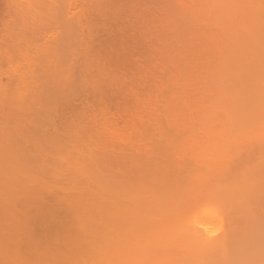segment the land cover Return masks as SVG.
I'll return each mask as SVG.
<instances>
[{
    "label": "bare ground",
    "instance_id": "6f19581e",
    "mask_svg": "<svg viewBox=\"0 0 264 264\" xmlns=\"http://www.w3.org/2000/svg\"><path fill=\"white\" fill-rule=\"evenodd\" d=\"M63 1L39 0L38 5L40 8L42 7L41 5H44V9L47 7L57 8L61 6ZM92 1L94 2V0ZM103 1H107L108 6L111 4L110 8L107 7V10L105 8L106 11L103 9L105 5L94 2L95 6L98 7L100 5L101 7L98 8L104 10L101 11V9L97 8V11L102 12V14L100 12L102 18L109 14L107 15L110 16L109 19L105 20H110V18L114 17L111 15H115L114 18L120 21L125 16V14H122L123 16L121 17V12L118 13L112 8V6H115L117 9L119 5H117L118 7L112 5L115 3L111 0ZM135 1L140 3V0ZM135 1L130 0V4H128L129 1L126 0L124 4L127 8L131 6L130 9L134 10L129 15H132V19L135 18L136 23L139 24L140 22V27H143V30L141 29L142 27L138 28L144 35V37L141 36L142 39L149 41L155 35L154 39L156 41H149V45L153 51L157 52L160 50L157 54L154 52L156 55L153 53L155 58L157 57L156 59L154 58L157 60L154 61V64H157L156 70L155 68L148 71L144 70L145 72L142 71L143 75L140 74L141 76H138L139 79L142 78L141 80L145 84L141 80H139L141 83H138L136 82L138 80L133 78V83L142 84L148 88V91L142 94L143 96L135 88L131 89L134 94L136 93L135 95L131 90L129 92V94L132 93V96L130 95L131 99H135V103L139 106L140 115L130 106L131 115L133 114L134 118L132 116V118L129 117L133 120L138 119V122L137 120L132 122L129 119L126 120L129 123L125 121L124 125H119L114 120L111 122L112 119L107 117L109 116L110 106L108 108L105 103L100 104L99 102L101 100L102 103L109 98V89L110 91L113 89L110 92L113 93L118 88H114V86L112 88L113 84L115 87L122 85L123 80L125 78L128 79V77L123 76L125 75L123 74L124 72L119 77L115 71H112V76L114 73V75L116 74L115 77L118 76L119 79H115L114 76L106 78L111 70H108L107 74L104 73V66L108 62L105 61L106 58L103 57L104 60L101 58V55H104L99 53V46L95 47L96 39L93 38H96V30H94L95 28L92 29L94 21L90 22V20H93L91 19L92 16L88 15L87 11H84L86 7L82 4L85 8L79 10L80 15L85 18L87 12L84 28L86 26V30L89 29L86 32L87 35L84 34L87 36H85L86 39L83 38L82 40L84 33L82 32V30L84 31L82 28L83 22L80 23L82 24L80 26L79 22L81 20L79 18L75 19L76 21L79 20L77 23L79 25L78 30L81 31L79 33L81 35H79L81 37H79V41L81 40L80 43L82 42L83 45L79 47L82 50L84 49V52L80 51L81 54H78L82 55L83 61L82 58L81 60L78 58L77 51H75L76 57L74 53L75 58L72 55L73 59L70 58L72 61H69L71 63L74 60L71 64L79 69L77 71L76 68L74 70L73 66V68L70 67L71 65L69 66L72 72L74 70L73 73L77 78H75L73 73L72 75L67 73L68 70L66 71V69H69V67H65V69L64 66H66L65 63L67 64L69 58L66 60L63 58L64 62L59 59L60 53L63 57L65 56V53H62L64 50H59L61 52L58 53V58L56 57L55 59L60 61H56L57 68L54 70L51 66L53 61H50L52 59L51 55L54 56V54L48 53L50 57H46V59H50L47 60L50 62V66L48 65L47 67L46 64L48 69L44 67L46 62L44 65H36L37 61H35L37 68H39V65L45 68L41 69L42 73L46 70L44 71L45 74L43 73L44 75H35L38 76L36 81L42 79L40 81L45 83L47 81L46 73L53 70L57 71L55 72L56 74L50 72L49 76L53 78L57 76V80L61 76L62 79L59 77L58 84L57 80L55 81L54 79L55 82L48 80L49 84L52 82L50 87L47 85L48 81L46 86L43 84L44 87L39 86L38 83L42 84L37 81V86L33 81L35 80L33 75L38 74L39 71L38 69L35 70L36 67L34 65V71L32 69L31 72L37 71V73H30V71H27L29 68L26 69L31 74L30 76H33V79L26 74V76L23 75L25 79L22 77H20L22 79L17 78L22 80V83H24V80H29L28 84L26 83L27 85L24 84L25 88L29 84H35L37 88H33L34 85L32 89L36 91L33 92L31 90V93L30 88L24 91L22 85V89L17 88L19 92L21 90L18 93L14 86L18 85L19 87L22 83L19 84L21 81H18V79L17 82L19 83L15 84L16 78H14L15 80L10 78L9 82H13H7L6 86L0 83V88L3 86V89L5 88L1 90L6 92L4 93L0 90V155L2 154V157H0V264H264V0H171V5L173 1L172 6L168 4L170 0H166L167 3L165 0L163 1L168 5H163V2L160 3L162 0H156V3L159 1L161 4L157 3L156 7L154 6L156 3L153 0H149L153 2L141 1L142 5L137 3V6L134 3L135 7H133L132 5L134 4L132 2ZM15 2H20L18 3L19 5L13 4L16 6V11L18 8L19 12L22 11L21 9L26 4L29 8L34 5L33 0H16ZM143 2L147 4L144 5ZM149 4L150 7L147 6ZM139 5L141 7L144 6L143 8L145 6L150 8L149 12H147L149 9L145 8L147 14L153 10V7L157 8V6L158 8L153 10V13L154 11L157 12L159 8H161V11L165 8L167 10H165L166 12L164 11L165 13L158 10L157 14L163 13L159 14L161 16L158 17V23L157 21L155 22L158 18L154 19L156 12L153 16L150 13L153 18L149 22V15V17H145V13H143L144 16L142 12L140 13L142 16L138 14L139 10L137 11L136 9L138 8L136 7H139ZM160 6L167 7L163 8ZM111 8L112 14L110 15ZM124 9L125 7H123ZM135 10L137 14H135ZM22 12L23 14L20 13L22 16L19 19L24 17L25 14L24 21L22 19L21 22H26L28 19L27 12H24V10ZM115 13L119 15L117 14V16ZM98 14L96 13V15ZM133 15H137V17ZM143 17L145 20H142ZM73 18L74 16L71 19L73 20ZM138 18L140 21L136 20ZM146 22L149 24L147 23L144 26ZM64 23L67 24L63 22V25H65ZM151 23L153 25L151 26L152 28L156 26L153 30L152 28L150 29ZM58 25L59 22H57ZM137 26L139 27V25ZM90 27L92 28L90 29ZM63 28L66 29L65 27ZM66 30V32L70 31L68 26ZM91 30L94 32L92 33L93 35L90 34ZM66 32L65 34H70ZM72 32L76 33L78 31ZM141 33L139 34L141 35ZM150 33H153V36ZM146 34H149L148 37ZM88 37L94 40V44L92 43L93 40H87ZM69 38L71 37L69 36ZM84 40L90 50L83 43ZM150 43H153V45ZM62 44L61 46L63 47L64 44ZM92 45L93 47H91ZM84 46L86 52L85 48H83ZM79 47L78 49L80 50ZM55 48L52 51L55 52L57 49ZM96 49L99 50L98 53ZM87 50H89L88 53L91 55L87 53ZM52 51L50 50L49 52L51 53ZM93 51L95 54H100V56L95 55ZM65 52L67 53L66 50ZM55 55L57 54L55 53ZM68 56H65V58ZM77 58L79 59L78 63H76ZM97 58L102 59L104 63L100 60H98V62L100 61L98 63ZM162 60H164L163 64L165 62L164 65L166 66L164 72H162L163 68L159 70V67H157L159 64L160 67L164 66L161 63ZM39 62L43 63L44 61L41 60ZM108 67H105L106 71ZM60 68L64 70L58 71ZM15 71L17 72L18 68ZM19 71L15 76L22 70ZM157 72L162 76H159ZM76 73H81L84 77ZM67 74L69 76L64 78ZM79 76H82L83 79ZM28 77L29 79H26ZM70 77H73V80ZM148 77L151 82H149ZM63 78L66 81V85L63 81H60ZM84 78H90L93 83H91V80H87L89 82L85 81V83L83 81L85 80ZM127 79L125 80L126 83L131 80L130 84L132 79ZM70 80L73 82L78 80L75 82L76 84L83 81L86 86L89 83L92 84V87L88 85L87 88L89 86L91 88L94 87L95 93L92 91L93 89L91 93L93 92L92 96L96 97L95 99L92 98L97 103L99 102L98 105H101L96 106L97 104L93 102L95 110H102V105H105L107 112L104 109L101 111L104 116L97 114L100 110L94 112V107L90 103L93 101L90 97L91 93L89 92L90 94H88V91H86L89 88L87 89L81 83L82 86L81 84L77 86L79 90L75 89L74 92L72 89L73 94L70 91V88H73ZM119 80H122L120 84ZM117 81L118 85H116ZM53 83L57 85L54 84L55 92H53V87L51 89ZM60 83L62 84L60 85ZM106 86H111V88ZM42 87L44 89L48 87L49 91L46 89L40 90ZM61 87L62 89L66 87V92H62L64 89L60 90ZM81 87L86 88V90ZM120 87L122 89L123 85ZM124 87L126 86L124 85ZM6 88L9 90H6ZM59 90L61 93L56 94ZM76 90L82 91L79 94L82 96V98H79L81 99L80 101L82 103H90L92 106V108L89 106L90 112L86 111L87 114H84L86 116L90 115L88 117L83 115V118L88 123L89 120H93L94 123L98 122L97 125H104L105 129L107 125L108 131L106 130V132L103 129V135L104 132L109 133V129L112 132L118 126L121 128L126 126L127 128L130 124L136 123L133 127L130 125L129 129L127 128L128 131L124 130L126 129L125 127L120 130L114 129L116 134L114 135L115 140L113 139L112 142L106 137L104 139L103 135L99 133L101 130L96 129V124L91 125L92 122H90L89 125L81 118L84 110L82 109L81 111L79 109L77 105L80 104H77L78 100L76 101V98L74 99L76 93H79ZM84 90L86 92H83ZM101 90L103 92L107 90L108 96L107 92L102 95V97H105V95L108 97L107 99L105 98L106 100L97 96L96 93L102 94ZM22 91L27 94L26 98H23L25 95H23L24 93L22 94ZM27 91L31 94L26 93ZM149 91L152 92L150 93ZM62 93H65V96ZM12 94L15 95H13L14 98L16 97L15 103H13L15 106L18 105L21 109L23 107L28 112L31 111L29 116H34L31 114L38 116L36 119L34 116L35 120L30 117L32 120L30 123L33 122V125H37V128L30 123L31 127L26 124L29 118L24 119L28 115L27 113L25 114L27 112L25 109H22V112L24 111L23 114H25L24 117L20 116L22 114L21 110L19 111L21 114L17 111L20 109L19 107L13 106L15 109L10 108V105L12 106V102H14ZM17 94L19 96L22 95L23 97H20L24 101L29 98V95L32 96L30 97L31 99H27L25 102L21 101L22 104H20ZM137 94H139L138 97L136 96ZM55 96L60 98L59 101L56 100ZM84 97L92 101H82ZM61 98L62 100H67L61 103ZM68 98L70 99L68 100ZM72 99H74V102L76 101L75 106L81 111V116L78 114L80 111L75 110L76 108L71 109V112L73 110H75L74 113L77 112L71 115L75 116L77 114L76 116L79 119L73 117V119H76L75 121L68 120L70 122L68 128V122H65V120L69 118L70 114L66 116L67 112L60 110L62 105V107L66 105L65 109L68 108L67 106L70 107L69 103H74L70 101ZM107 102L109 101L107 100ZM65 103H68V105ZM107 104L109 105L110 103ZM55 105L56 107L58 106L57 108L60 107V109L57 110ZM83 106L87 107V105ZM71 107H73V104ZM96 107L100 108L97 109ZM80 108L83 107L80 106ZM68 109L66 111L69 113ZM91 110L93 111L92 113H95L94 115H92ZM12 111L13 114H20H17L19 119L21 117L20 121H16V115L11 116ZM110 111L111 114L112 110ZM134 111L136 114H134ZM53 112L56 114V119L62 120L60 118H66L63 119L65 123L62 122L63 120L60 123L57 122L58 119L53 120L54 124L55 121L60 124H55L56 126L59 125L58 128L60 126L62 128V125H65V132L63 128L59 130L60 133L61 130L64 132L61 134L62 138L59 137V139L63 140L65 136L64 142L60 141L61 139L58 140L57 136L60 133L57 132V127L51 122L52 117L50 115ZM63 113H65L64 116ZM117 113H119V110ZM59 114H62V116L58 117L57 115ZM96 114L104 117V119L107 115L103 122L107 120L105 123H108L110 121L108 119H111L110 122L114 123V128L109 123V125L103 122V124H100L101 122L97 119L99 116ZM90 116H92L91 119H89ZM11 118L15 119L17 124L15 122L11 124L13 122ZM37 119L42 121H37ZM69 119L73 120L71 116ZM77 121L79 122L77 123ZM18 122H21V125L26 122L24 126L29 127L31 130V132L27 131L28 128L26 129L23 126L26 129H23L24 132H30L31 134L34 127L36 128L35 133L38 131V135L42 137L47 135L46 138L42 139L39 136L40 140L44 141V143H42L43 141L39 142L46 147L44 151L50 150L46 153L47 155L40 149L41 146L36 145L37 147H33L38 148L37 150L31 148V140L28 139L32 136L27 135L29 138L26 139L27 133H25L22 137L24 132ZM44 122H48V126L50 125L49 131H47V124L45 125L46 128H44ZM71 124L74 125L71 126ZM11 125L15 128L17 127L18 129L16 130L23 133L17 135V131L15 130L16 132H14V127ZM52 127L57 129L54 131V133L56 132L55 135L52 133L55 128L53 129ZM42 129L44 132H51L53 135L49 133L48 136L47 132L42 135L44 133ZM68 129L75 133L69 134V132H66ZM117 130L119 136L121 130L125 131V135L123 134L124 132H121L124 135L121 138L124 137L122 140H125L124 142L121 140V142L124 144L125 142L126 144L131 143V145H125L127 147L126 152L130 148L135 150L138 145L142 146L144 150L142 148V151L139 149L133 150L137 152L135 155L130 149L133 155L126 153L124 150L120 151L122 154L118 151V154L116 150L101 148L100 146H103L107 140L112 144L106 143V146L118 145V141L121 138H118L119 140L116 138L118 136ZM35 133L33 135L37 139L34 140L33 138L32 143H37V140H39ZM110 133L109 135L106 134V136L113 138ZM50 134L53 140L50 138ZM11 136H13L14 140ZM18 137L26 143V140H28L30 146L28 143L21 144L22 142L19 141L20 138ZM67 139L71 141L73 139L75 144H78L77 147L88 145V148L84 147V149H88V151L85 150L87 154H82L86 153L84 151L80 153L81 155L70 158L72 161L68 160L69 157L65 159L67 156L65 155L64 157V154V159L61 161L60 159L62 158L59 154L58 157L60 159L56 158L57 155L54 158L51 155H55V151L52 152L53 150L56 148H59V150L63 149L66 145L68 148L67 142L69 140ZM103 139L105 142L102 141ZM66 140L67 142H65ZM133 140L136 143L138 142L137 146H134L136 143L134 144ZM57 141L59 144H57ZM121 142L119 144H123ZM132 143L134 144L133 146ZM142 143L143 145H141ZM139 151L140 153L138 154ZM43 154L46 158H44ZM58 159L60 162H58Z\"/></svg>",
    "mask_w": 264,
    "mask_h": 264
},
{
    "label": "rangeland",
    "instance_id": "374dc122",
    "mask_svg": "<svg viewBox=\"0 0 264 264\" xmlns=\"http://www.w3.org/2000/svg\"><path fill=\"white\" fill-rule=\"evenodd\" d=\"M15 1H16V0H0V83H2L1 85L6 86L7 82H8V83H12L13 81H12V82H9V81H10V78H11L12 80H15L14 78H16V83H15V84H18L19 82H17V80H18L20 77H22L23 79H25L24 77H25L26 75H29V76H30V75H31L30 73H33V72H31L32 69H33V71H34L33 65L36 67L35 70L38 69L39 72H38V74H34V73H37V71H35V72L33 73L34 75H33V74H32V75H33V76H35V75H40V76H41V74H43L44 71H46V70H44L43 73H42V70L45 69V68H42L43 66H40V65H39V68L41 67V68L39 69V68H37L38 66H36V65H38V64L44 65V63L46 62L45 65H44V67H46V64H47V67H48V65L50 66V62L47 61V60H50V59H46V57L49 56V54H54V56L51 55V58H52L53 60H52V59L50 60V61H53V63L51 62V66H52V68H53V70H54L55 68H57V66H56L57 62L60 61V60L55 59L56 57L58 58V53L61 52V51H59V50H62V51L64 50L62 53H63V54L65 53V54H64L65 56H68V55L70 56V55H71L70 57L68 56V57L65 58V56L63 57V55H60L61 53L59 54V56H60L59 59H62V61H63V58H64L65 60L69 58V59L67 60V64L65 63L66 66H64V68H65V67H69L70 65H71L70 67H72L73 65H72L71 63H73L74 60H73V62H71V63H70L69 61H72V59H73V57H74L73 54L75 53V51H77V54H78V53L81 54L80 51H83V52H84V49L82 50V48H80V47L83 46V45H82V42L80 43L81 40L79 41V39L81 38V37H80L81 35L79 34V33H81V31L78 30V29H79V25L77 24V23L79 22V20L76 21L75 18H79V19L81 20V21L79 22V24L83 22V25L80 24V26L82 25V26H83L82 28L84 29V31L82 30V32H84L83 35H82V40H83V38H85V36L87 35L86 32H88V30H89V29L86 30V28H87L86 26H85V28H84V22H85V24H86V20H85V18L87 17V12H88V15H91L92 17H91V16H90V17H91V19H93L92 21L90 20V22H93V21L95 22V23L93 22V24H92V25H94V27H93V28L90 27V29H91V28H92V29L95 28L94 30H96V33H95L96 38H93V39H96V40H95V47H96V46H97V47L99 46V49H100V52H99V53H100V54L102 53V54L104 55V56L101 55V58H103V57L106 58L105 61L108 62V63L106 64V66H109V67H110V68H109V67L107 68V71L105 70V67H106V66H104V69H103L102 67H101V68L104 70V73H106V74L109 72L108 70H111V72H109L110 75H109V73H108V76H107L106 78H108L109 76L111 77V76H112V71H115L119 77L121 76L120 74H122V73L124 72L123 74H125V75H123V76H124V77H128V79L125 78V80H126V79L129 80L130 78L132 79V82H131L132 84H131V83L129 84V82H130L131 80H129L128 83H126L125 80H123V82H122V80H121V81L119 80V84L122 82V83H121V84L123 85L122 89H120V88H121L120 86H122V85H118V84H117L118 81L116 82V85H118V86L115 87V85L113 84V85H112V88H113V86H114V88H117V87H118L119 89H118V88H117L116 90L114 89L115 91H113V93H110L113 89H112L111 91H110V89H109V98L107 97V96H108V92H107V90H104L105 93L101 90V91H102V94H101V95H99L98 93H96L97 96L102 97V95L106 94V92H107V96L105 95V97L103 96L101 99H103V98H104V99H105V98L107 99V98H108L107 100H108L109 102H107L106 99H105L106 101H104V102H102V103H101V100H100V101L98 100V101L100 102V104H104V103H105V105L108 106V108H109V106H110L109 109L112 110V113L110 114L111 111L109 110V112H108V113H109V114H108L109 116H107V115H106V116L112 119V121H111V119H108V118H107V119L110 120L111 122H113V120H114V121L117 122V124H119V125H124L126 122L129 123V121H126V120H128V119H129V120H132V122L135 121V120H137V122H138V119H135V120L131 119L132 117L134 118V116H133V114L131 115L130 108L132 107V109H134L135 111H137V112H138V115H139V106H137V104L135 103V99H134V100L131 99L132 97H130V95H131L132 93L129 94V92H130V90H131L132 88H135V90L137 89L138 92L140 91V94H141V95H142L144 92H147V91H148V88H146V87L143 86L142 84H138V83H141V82H139V80L142 79V78L139 79L138 76H139L140 74L143 75V72L148 71L149 69L152 70V69L155 68V70H156V65H157V64H156V63L154 64V61H157V60H155L157 57L155 58V56L153 55V53L156 52V51H153V50L150 48V45H149V41H151V40H155V41H156V39H154L155 35L153 36L154 31H153V33H150L151 36H153V37L151 38V40H149V41H145L144 39H142V37H144V35L140 32V29H138V28H141L142 26L140 27V25H141L140 22H139V24L136 23L135 18L132 19V15H131V16L129 15V14H132V12H134V10H133V9H132V10L130 9L131 6H129V7L127 8V6L124 5V4L126 3V0H111L112 2L115 3V4H112V5H116V6L119 5V7H122V8H119V7L117 6L119 9H118V8L116 9L115 6H114V7L112 6V8L115 9L114 11H118V13L121 12V13H120V14H121V17L123 16L122 14H125V16H123V17L121 18L120 21H119V19L117 20V19L114 18L115 15H111V14H112V8H111V10H110V9H109V10L111 11L110 15H111L112 17L114 16V17H113L114 19H113V18H112V19L110 18V20H105V19H109L110 16H107V15H109V14H107V15L104 14V15H106V16H103V18L101 17V14H102L101 11H102L103 9L105 10V8H106V10H107L108 8L111 7V4H110L109 2H108V3L110 4V5H109L110 7L108 6L107 1H105V2H106V3H105L103 0H102L103 2L100 1V0H99V1H98V0H94L95 3L97 2V3H100L101 5H102V4L105 5V7H104L103 9L98 8V7H101L100 5H99L98 7L95 6V5H94V2H93L92 0H80V1H79V0H64V1H63L64 3L62 2L60 7H59V6H58L57 8H48V7H47V8H45V9L43 8L44 5H41V6H42L41 8L39 7V5H38V1H39V0H35V1L33 0L34 5H33L31 8H29L28 5L26 4L25 7H24L23 9H21L22 11L24 10V12H27V17H28V19H27L26 22H21V20L25 17V14H24V17H22V18L19 19V17L22 16V15H20V13L23 14V12H22V11L19 12V11H18V10H19L18 8H17V11H16V8H15L16 6H15V5H19L18 3H20V2L17 3V2H15ZM17 1H21V0H17ZM128 1H129L128 4H130V0H128ZM134 1H135V0H134ZM141 1H144V2H147V3H148V2H153V1H154V3H156V0H153V1H149V0H140V3H139V1H138V2L135 1V2H132V3H133V4L135 3V4L137 5V3H138V4H141ZM163 1H164V0L160 1V3H162ZM167 1H169V0H167ZM85 2H86V3H85ZM112 2H111V3H112ZM144 2H143V4H144ZM165 2H166V0H165ZM88 3H89V4H88ZM97 3H96V4H97ZM147 3H145V4H147ZM154 3H152V4L154 5ZM157 3H159V1H157ZM157 3L154 5L155 7H156ZM160 3H159V4H160ZM166 3H167V2H166ZM166 3L163 2V5H165ZM13 4H15V5H13ZM62 4H63V5H62ZM81 4L84 5L86 8L83 7ZM85 4H86V5H85ZM128 4H127V5H128ZM135 4H134V5L131 4V5H132L133 7H135ZM145 4H144V5H145ZM152 4H151V6H153ZM159 4H158V6H159ZM168 4L171 5V0H170V3H168ZM168 4H166V5H168ZM92 5H93V6H92ZM141 5H142V4H141ZM160 5H161V4H160ZM170 5H169V6H170ZM172 5H173V1H172ZM172 5H171V6H172ZM91 6H92V7H91ZM137 6H138V5H137ZM147 6L150 7V4L147 5ZM147 6H145V8H148L149 10L147 9V10H148L147 12H149V11H150V8L147 7ZM158 6H157V8H158ZM169 6H168V7H169ZM81 7H82V8H81ZM89 7H90L91 9H90ZM107 7H108V8H107ZM123 7H125V9H124L125 11L123 10ZM133 7H132V8H133ZM143 7H144V6H143ZM143 7H141L140 5H139V7H136V8H138V9H136V10H137V11L139 10V13H138V14L141 15L140 13L142 12V15H143V13H145V14H144L145 17H147V16L149 15L150 18H149L148 21L151 22L150 19L152 20L153 17H151L150 13H151L152 16H153V14L156 12V11H154V13H153V10H155V9H157V8H154V7H153V10L151 9L152 11H151L149 14H147V13H146V9L143 8ZM160 7L165 8V7H167V6H165V7H164V6H160ZM84 8H85V9H84ZM97 8H98V9H101V11H100L101 14H100L99 10L97 11ZM139 8H140V9L142 8V9L140 10ZM14 9H15V10H14ZM70 9H71V11H70ZM83 9H84V11H87V12H86V15H85V16H86L85 18H84V17H83V18L81 17V15H80V11H79V10H83ZM72 10H73V12H72ZM93 10H94V11H93ZM95 10H96V11H95ZM104 10H103V11H104ZM106 10H105V11H106ZM136 10H135V14H137V13H136ZM144 10H145V11H144ZM158 10H159L160 12L165 13V12H166L165 10H167V9L165 8V9H163V11H161V8H159ZM158 10H157V12H158ZM92 11H93V12H92ZM114 11H113V12H114ZM127 11H128V14H127ZM164 11H165V12H164ZM16 12H18L17 15H16ZM78 12H79V13H78ZM98 12H99L100 15L98 14ZM107 12H108V11H107ZM124 12H126V13H124ZM157 12H156V14H155L156 16L154 15V19H156V17L158 18L159 16H161V15H159V14H163V13H159V14H157ZM68 13H69V15H67ZM75 13H76V14H75ZM77 13H78L79 15H78ZM96 13H97L98 15H96ZM108 13H109V12H108ZM118 13H117V14H118ZM18 14H19V15H18ZM72 14H73V15H72ZM82 14H84V13H82ZM115 14H116V13H115ZM117 14H116V15H117ZM146 14H147V15H146ZM62 15H63V16H62ZM118 15H119V14H118ZM118 15H117V16H118ZM142 15H141V16H142ZM144 15H143V16H144ZM60 16H61V18H62V17H63V18L61 19ZM72 16H74V18H73V20L75 19L74 21L71 19ZM133 16H134V15H133ZM141 16H140V17H141ZM149 16H148V17H149ZM67 17H68V18H67ZM104 17H105V18H104ZM107 17H108V18H107ZM119 17H120V16H119ZM119 17H118V18H119ZM134 17H137V15L134 16ZM138 17H139V16H138ZM140 17H139V18H140ZM17 18H18L19 20H18ZM69 18H70V19H69ZM88 18H89V17H88ZM116 18H117V17H116ZM139 18L136 19V20H139ZM141 18H142V17H141ZM160 18H161V17H160ZM60 20H61V21H60ZM63 20H64V21H63ZM67 20H68L69 22H68ZM113 20H114L115 22H114ZM142 20H145L144 17H143ZM142 20H141V21H142ZM158 20H159V18L156 19L155 22L157 21V23H158ZM22 21H24V19H23ZM62 21L67 23V24L64 23L66 26L63 25V22H62ZM70 21H71V22H70ZM75 21H76V22H75ZM87 21H88V20H87ZM111 21H113V22H111ZM139 21H140V20H139ZM146 21H147V20H146ZM57 22H59V25H60V23L62 22L60 26L58 25L59 27L57 26ZM142 22H143V21H142ZM142 22H141V23H142ZM152 22H153V21H152ZM69 23H70V24H69ZM75 23H76V24H75ZM147 23H148V22H146V23L144 24V26L147 25ZM71 24H72V25H71ZM73 24H74V25H73ZM142 24H143V23H142ZM148 24H149V23H148ZM89 25H90V23H89ZM137 25H139V27H138ZM155 25H156V23H155ZM67 26H68V29H70L69 32H66V31H68V30H66V29H67ZM72 26H73V27H72ZM151 26H153L152 23H151V25H150V29L152 28ZM63 27H65L66 29H64ZM74 27H75V28H74ZM77 27H78V28H77ZM59 28H60V29H59ZM76 28H77V29H76ZM80 28H81V27H80ZM88 28H89V27H88ZM154 28H156V26H154ZM154 28H152V30H153ZM75 29H76V30H75ZM141 29L143 30V27H142ZM150 29H149V30H150ZM65 30H66V31H65ZM71 30L74 31V32H76V31H78V32L73 33ZM144 30H145V29H144ZM91 31H92V32H90V34L94 33L93 30H91ZM138 31H139V32H138ZM145 31H146V30H145ZM65 32H66V33H70V34H65ZM142 32H144V31H142ZM150 32H151V31H150ZM72 33H73L74 35H73ZM139 33H141V35H140ZM148 33H149V32H148ZM84 34H86V35H84ZM144 34H145V33H144ZM154 34H155V33H154ZM76 35H77L78 37H77ZM79 35H80V36H79ZM92 35H93V34H92ZM92 35H91V36H92ZM148 35H149V34H146L147 37H148ZM63 36H66V37H68V38L63 37ZM69 36H70L71 38H69ZM72 36H73V37H72ZM83 36H84V37H83ZM91 36H90V37H91ZM141 36H142V37H141ZM79 37H80V38H79ZM86 37H87V36H86ZM92 37H93V36H92ZM149 37H150V36H149ZM72 38H74V40H72ZM75 38H76L77 40H76ZM64 39H65V41H64ZM68 39H69V40H68ZM85 39H86V38H85ZM88 39H89V37L87 38V40H88ZM93 39L91 38V39H89V40L92 41ZM145 39L147 40V38H145ZM149 39H150V38H149ZM73 41H74V42H73ZM78 41H79V42H78ZM62 42H63V44H64L63 47L61 46ZM65 42H66V43L68 42L67 44L69 45V47H68V45H67ZM69 43H70V44H69ZM73 43H74V44H73ZM78 43H80V45H78ZM83 43H85V40H84ZM88 43H89V42H88ZM92 43L94 44V40H93ZM153 43H154V41H153ZM153 43H152V44L150 43V44L153 45ZM155 43H156V42H155ZM58 44H59V45H58ZM63 44H62V45H63ZM85 44H86V43H85ZM85 44H84V45H85ZM72 45H73V46H72ZM77 45H78V46H77ZM86 45H87V47H88V44H86ZM86 45H85V46H86ZM154 45H155V44H154ZM79 46H80V47H79ZM85 46H84L83 48H85ZM89 46H90V43H89ZM55 47H56L58 50H57ZM59 47H61V48L59 49ZM73 47H74V48H73ZM78 47L80 48V50L78 49ZM91 47H93V45H92ZM54 48L56 49L55 52L52 51V49L54 50ZM62 48H63V49H62ZM65 48H66V49H65ZM68 48H69V49H68ZM88 49H89V47H88ZM91 49H92V48H91ZM153 49H154V48H153ZM50 50L52 51L51 53L49 52ZM65 50L67 51V53L65 52ZM72 50H73V51H72ZM89 50H90V49H89ZM89 50H87V53L89 52ZM96 50H97V49H96ZM96 50H95V51H96ZM155 50H156V49H155ZM157 50H158V48H157ZM98 51H99V50H97V53H98ZM158 51H160V50H158ZM158 51H157V52H158ZM53 52H54V53H53ZM68 52H69V53H68ZM85 52H86V48H85ZM157 52H156V54H157ZM48 53H49V54H48ZM55 53H56L57 55H55ZM93 53L95 54L94 51H93ZM93 53H92V54H93ZM97 53H96V54H97ZM66 54H67V55H66ZM79 54H78V55H79ZM88 54H89V53H88ZM96 54H95V55H96ZM100 54H97V55L100 56ZM154 54H155V53H154ZM156 54H155V55H156ZM158 54H159V53H158ZM72 55H73V57H72ZM89 55H91V54H89ZM89 55H88V56H89ZM159 55H160V54H159ZM159 55H157V56H159ZM61 56H62V57H61ZM83 56H84V55H83ZM86 56H87V55H86ZM49 57H50V56H49ZM53 57H54V58H53ZM75 57H76V53H75ZM75 57H74V58H75ZM159 57H160V56H159ZM159 57H158V58H159ZM70 58H72V59L70 60ZM78 58L81 60L82 55H81V56L79 55ZM78 58H77V59H78ZM93 58H94V57H93ZM95 58H96V57H95ZM104 58H103V60H104ZM154 58H155V59H154ZM79 59H78L77 61L75 60L76 63H78ZM162 59H163V58H162ZM41 60L44 61V62H43V63L39 62V61H41ZM65 60H64V61H65ZM95 60H96V59H95ZM98 60H100V58H99V59L97 58V62H98ZM159 60H160V59H159ZM159 60H158V62L161 61V60H160V61H159ZM35 61H37V63H36ZM56 61H57V62H56ZM64 61H63V62H64ZM82 61H83V58H82ZM82 61H81V62H82ZM100 61H102V59H101ZM100 61H99V62H100ZM163 61H164V60H162V62H161L162 64H163ZM54 62H55V63H54ZM63 62H62V63H63ZM97 62H96V63H97ZM99 62H98V63H99ZM158 62H157V63H158ZM35 63H36V65H35ZM60 63H61V62H60ZM98 63H97V64H98ZM102 63H104V61H102ZM164 64H165V62H164ZM164 64H163V65H164ZM24 65H25V66H24ZM63 65H64V64H63ZM63 65H62V66H63ZM67 65H68V66H67ZM103 65H104V64H103ZM26 66H27V67H26ZM29 66H30V67H29ZM55 66H56V67H55ZM75 66H76V65H75ZM77 66H78V65H77ZM100 66H101V64H100ZM16 67L18 68V71H19L20 68H21V70L23 71V72H22V71L20 70L22 73L19 71L20 73L17 74L18 76H17V75L15 76V74L18 72V71H17V72L15 71V69L17 70ZM47 67H46V69H48ZM60 67H61V66H60ZM70 67H69V69H68V68H67V69L65 68V69H66V71L68 70L67 73H69V74L71 73L70 75H72V73L74 72V70H75L76 67L73 66V67H74L73 72H72V69H71ZM73 67H72V68H73ZM157 67H159V68H158L159 70H161V68H163V71H162V72H164V69H165L166 66L164 65L163 67H160V64H159ZM22 68H24L25 70L22 69ZM27 68H29V69H27ZM50 68H51V67H50ZM58 68H59V66H58ZM62 68H63V67H62ZM62 68L58 69V71L61 70ZM119 68H120V69H119ZM123 68H124V69H123ZM26 69H27V71H30V73L27 72ZM41 69H42V70H41ZM70 69H71V70H70ZM76 69H77V68H76ZM53 70H52V72L50 71L52 74H54L55 72H57V71H53ZM62 70H64V69H62ZM62 70H61V71H62ZM78 70H79V69H77V71H78ZM144 70H145V71H144ZM165 70H166V69H165ZM14 71H15V72H14ZM40 71H41V72H40ZM105 71H106V72H105ZM142 71H143V72H142ZM153 71H154V70H153ZM153 71H152V72H153ZM50 72H49V73H48V72L46 73V75H47L46 80H47V81H48V80H52V81H54V79H55V81H56V80H57V79H56L57 76H55V78H53L52 76L50 77V76H49ZM53 72H54V73H53ZM64 72H65V71H64ZM64 72H63V73H64ZM118 72H119V73H118ZM159 72H160V71H159ZM27 73H28V74H27ZM58 73H60V72H58ZM61 73H62V72H61ZM147 73H149V72H147ZM150 73H151V72H150ZM157 73H158V72H157ZM160 73H161V72H160ZM25 74H26V75H25ZM44 74H45V73H44ZM44 74H43V75H44ZM52 74H51V75H52ZM55 74H56V73H55ZM69 74L65 75L64 78H66V76H69ZM76 74L79 75V74H81V73H79V74L76 73ZM127 74H128V75H127ZM145 74H146V73H145ZM151 74H152V73H151ZM158 74H159V73H158ZM161 74H163V73H161ZM161 74H159V76H160ZM19 75H20V76H19ZM23 75H25V76H23ZM46 75H45V76H46ZM62 75H64V74H62ZM73 75H74V73H73ZM81 75H82V74H81ZM146 75H147V74H146ZM33 76H30V77L33 79ZM48 76H49L50 78H49ZM58 76H59V75H58ZM74 76H75V75H74ZM82 76L84 77V75H82ZM82 76H79V77L82 78ZM113 76H114L115 79H116V78L119 79L118 76L115 77L116 74L114 75V73H113ZM113 76H112V77H113ZM123 76H122V79H123ZM140 76H141V75H140ZM140 76H139V77H140ZM151 76H153V75H151ZM157 76H158V75H157ZM159 76H158V77H159ZM161 76H162V75H161ZM17 77H19V78H17ZM36 77H38V76H35V77H34L35 80H33V81H34V83H36V85H37V83H38L37 81L41 82L40 80H42V79L36 81ZM59 77L61 78V76H59ZM59 77H58V80L56 81L57 84L59 83V82H58V81H59ZM85 77H86V76H85ZM146 77H147V76H146ZM155 77H156V76H155ZM22 78H20V79H22ZM39 78H40V77H39ZM43 78H45V77H43ZM47 78H49V79H47ZM64 78H63V80H61V79H62V78H61L60 81H63V83H65V85H66V81H64ZM75 78H77V77L75 76ZM100 78H102V77H100ZM106 78H105V80H107ZM133 78H134V79L136 78L138 81H136V80H135V81L138 82V83H135V82L133 83ZM148 78H149V77H148ZM151 78H152V77H151ZM20 79L18 80V81H21L19 84L22 83V80H20ZM26 79H29V77L26 78ZM32 79H30V80H32ZM37 79H38V78H37ZM68 79H69V78H68ZM68 79H67V80H68ZM70 79L73 80V77H70ZM82 79H83V78H82ZM84 79H85V78H84ZM118 79H117V80H118ZM72 80H70V82H71ZM87 80H91V79H90V78H87V79H85V80H83V81H84V82H85V81H86V82H89V81H87ZM144 80H145V79H144ZM149 80H150L149 82H151V79H150V78H149ZM152 80H153V78H152ZM28 81H29V80H24V81H23L24 83H22L21 85H19L20 88L18 87V85H15V86H14V84H13V86H14L16 89H17V88H18V89H22V88L24 87V84H26ZM35 81H36V82H35ZM43 81H45V80H43ZM47 81H46L45 83H42V82H41L42 85H40V84L38 83V85H39V86H43V84H45L44 86H46ZM55 81H54V82H55ZM77 81H78V80H76L75 82H77ZM80 81H81V80H80ZM80 81H79V82H80ZM83 81L81 82L82 84L84 83ZM141 81L144 82L143 80H141ZM146 81H147V80H146ZM50 82H51V81H50ZM72 82H73V81H72ZM72 82H71V85H73V88L70 86V87H71V88H70V91H72V89H73L74 92H75V89H78V90H79V87L77 88V86L80 85L81 83L76 84L75 82H73V84H72ZM86 82H85V83H86ZM31 83H32V82H31ZM34 83H33V84H34ZM51 83H52V82H51ZM51 83H50V84H51ZM91 83H93L92 80H91ZM124 83H126V84H124ZM152 83H153V81H152ZM152 83H151V84H152ZM27 84H28V83H27ZM27 84H26V85H27ZM50 84H49V81H48V84H47V85H49L48 87H50ZM54 84L56 85V83H53L52 86H51V89H52V87H53V89H54ZM61 84H62V83H60V85H61ZM74 84H75V85H74ZM82 84H81V86H82ZM144 84H145V82H144ZM148 84H149V83H148ZM10 85H12V84H10ZM10 85H9V87H10ZM22 85H23V87H22ZM26 85H25V86H26ZM34 85H35V84H34ZM34 85L29 84V85L27 86L28 89L24 87V91H26L25 89L29 90V88H30V91H31V90L33 91L32 86H34ZM36 85H35V86H36ZM38 85H37V86H38ZM63 85H64V84H63ZM63 85H62V86H63ZM84 85H85V84H83V86H84ZM88 85H91V87H92V84L89 83ZM88 85H87V86H88ZM93 85H94V84H93ZM124 85H125L126 87H124ZM153 85H155V84H153ZM4 86H3V87H4ZM13 86H12V87H13ZM29 86H31V87H29ZM35 86H34L33 88H37V86H36V87H35ZM44 86H43V87H44ZM56 86H57V85H56ZM56 86H55V88H56ZM87 86L85 85L84 87L87 88ZM146 86H147V84H146ZM149 86H151V85H149ZM3 87H1L0 90L3 89ZM9 87H7V88H9ZM21 87H22V88H21ZM43 87L40 88V90L43 91V89H44ZM48 87H46L45 89L49 91V89H47ZM66 87H67V86H66ZM66 87L63 88L64 90H63L62 87H61L60 90H63L62 92H66V91H65V90H66ZM68 87H69V83H68ZM68 87H67V88H68ZM75 87H76V88H75ZM84 87H81V88H84ZM91 87H90V86L88 87L89 90H86V88H84L86 91H88V92H87L88 94L91 93V90H92V89H93V90H92L93 92L95 91V90H94V87H93V88H91ZM104 87H105V86H104ZM106 87H109V86H106ZM147 87H148V86H147ZM154 87H155V86H154ZM7 88H6V90H9V89H10V88H9V89H7ZM57 88H59V87H57ZM88 88H87V89H88ZM90 88H91V89H90ZM109 88H111V86H110ZM124 88H125V89H124ZM4 89H5V88H4ZM4 89H3V90H4ZM11 89H12V88H11ZM18 89H17V90H18ZM45 89H44V90H45ZM103 89H104V88H103ZM105 89H107V88H105ZM150 89H151V88H150ZM3 90H1V91H3ZM38 90H39V89H38ZM38 90H37V91H38ZM60 90H59V92L56 93V94L61 93ZM78 90H76V92H79ZM85 90H84L83 92H86ZM132 90H133V89H132ZM132 90H131V91H132ZM152 90H153V89H152ZM13 91H14V88H13ZM15 91H16V90H15ZM24 91H22V94L24 93ZM32 91H31V93H32ZM34 91H36V90L34 89ZM34 91H33V92H34ZM51 91H53V90H51ZM70 91H69V92H70ZM73 91H72V92H73ZM101 91H100V92H101ZM3 92L6 93L5 91H3ZM3 92H2V95H3ZM7 92H8V91H7ZM20 92H21V90H20ZM20 92H19V90H18V93H20ZM28 92H29V91H27L26 93H28ZM38 92L41 93V91H38ZM53 92H55V89H54ZM74 92H73V94H74ZM80 92H82V91H80ZM80 92H79L78 94L76 93V95L74 96V99L76 98L75 100H76V101L78 100V101H77V104H80V105H77V106H79V109H80L81 111H82V109L84 110V113H82V117H81V118H83V115L86 113V111H87V112H88V111L90 112L89 106H90V108H92V106L90 105V103H92V105H93V107H94V109H93L94 112H95L96 110H95V105L93 104V102H95V104H97L96 106H101V105H100V104L98 105L99 102L97 103L96 100L94 101V99H95L96 96L94 97V96H92V94H94L95 92H94V93L92 92V93L90 94V97H91V98H92V97L94 98V99L92 98L93 101H92L91 99H86L85 97H84V99H82V101H87V102H88V101H89V102L92 101V102H90V103H85V102H83V103H82V102L80 101L81 99H79V98H82V96L79 95ZM89 92H90V93H89ZM96 92H97V91H96ZM100 92H99V93H100ZM132 92H133V91H132ZM149 92H150V91H149ZM151 92H152V91H151ZM151 92H150V93H151ZM10 93H12V92H10ZM10 93H9V95H11ZM14 93H15V92H14ZM16 93H17V91H16ZM31 93H28V94H31ZM103 93H104V94H103ZM41 94H44V93H41ZM64 94H65V93H62V95H64ZM71 94H72V93H71ZM82 94H83V93H82ZM82 94H81V95H82ZM133 94H134V92H133ZM135 94H136V93H135ZM135 94H134V95H135ZM13 95H14V94H12V97L14 98L15 95H14V96H13ZM23 95H25V96H24V97H23L22 95H20V96H22L23 98H26V97H27V94L24 93ZM52 95H55V94H52ZM52 95H51V96H52ZM66 95H67V94H66ZM85 95H87V94H85ZM144 95H145V94H144ZM146 95H147V93H146ZM0 96H1V95H0ZM16 96L18 97V100H19L20 102H21V101H24V99H23L22 97H20L18 94H17ZM31 96H32V95H31ZM31 96L29 95V98H27V99H31V98H30ZM57 96H58V95H57ZM60 96H61V94H60ZM64 96H65V95H64ZM69 96H70V93H69ZM131 96H132V95H131ZM136 96L138 97L139 94H137ZM136 96H134V97H136ZM142 96H143V95H142ZM148 96H149V95H148ZM148 96H147V97H148ZM9 97H10V96H9ZM62 97H63V96H62ZM88 97H89V96H88ZM90 97H89V98H90ZM15 98H16V97H15ZM15 98H14V100H13L14 102H12V106L10 105V108H11V107L13 108V106H15V105L13 104V103H15ZM21 98H22V100H21ZM55 98H57V97L55 96ZM63 98H64V97H63ZM144 98H145V97H144ZM144 98H143V99H144ZM11 99H12V98H11ZM27 99H26V100H27ZM59 99H60V98H57L56 100L59 101ZM69 99H70V98H68V100H69ZM74 99H72V100H70V101H71V102H74V101H73ZM85 99H86V100H85ZM104 99H103V100H104ZM26 100H25V101H26ZM61 100H62V98H61ZM66 100H67V99H66ZM66 100L63 99V100L60 101V102L62 103V102H65ZM10 101H11V100H10ZM10 101H9V103L11 104ZM25 101H24V102H25ZM29 101H31V100H29ZM53 101H54V98H53ZM76 101H75V102H76ZM24 102H23V103H24ZM67 102H69V101H67ZM75 102L72 103V104H73V107H71L72 104L69 103V104H70V107H71V108H70L69 106H67L69 109H68V108L65 109V106H66V105H65L64 107H62L63 105L61 106L62 109H61L60 111L63 110V112H67V113H68V111H66V110H67V109L69 110V113H68V114H67V113H66V114L63 113V116H64V114H65L66 116H68V115L70 114V115H69V118H70V116H71L72 119H73V117H74V118H75V117H76V118L78 117V116H76L77 114H76L75 116H72V115H74L75 113H77V112L74 113V111H75V110H78V109H77V106H75ZM78 102H80V103H78ZM106 102H107V103H110V104L108 105ZM136 102H137V99H136ZM17 103H18V102H17ZM55 103H56V102H55ZM81 103H82L83 105H87V107L83 106ZM20 104H22V102H21ZM56 104L58 105V103H56ZM59 104H60V103H59ZM65 104L68 105V103H65ZM24 105H25V104H24ZM105 105H102V110L99 109L100 107H99V108L96 107L97 109L100 110V112L97 113V114H100V115H101V114H102L101 111H103V109L105 110V112H107V110H106L107 107L105 108ZM80 106H82L83 108H80ZM130 106H131V107H130ZM15 107H16V108H17V107L20 108V106H18V105H16ZM55 107H56V105H55ZM57 107H58V106H57ZM57 107H56V108H57ZM103 107H104V108H103ZM129 107H130V108H129ZM56 108H55V109H56ZM73 108H76V109L73 110V112H71V109H73ZM128 108H129V109H128ZM136 108H138V110H136ZM13 109H15V108H13ZM22 109H23V107H22ZM22 109L20 108L19 110H17L18 112L21 110V113H22V114L19 112L21 115H20L19 113L13 114V111H12V115H11V114H10V115H11V116H13V115L15 116V115H16V116H15V117L17 118L16 121H17V120L20 121L21 117H20V119H19V115H20V116H24L26 113H27L28 115L26 116L27 118L24 116V117H25L24 119H28V118L30 119V117H31V118L33 117L32 119H34L35 114H31V115H34V116H29V113H31V111L28 112L25 108H24V109H25L27 112H25V114H23L24 111L22 112ZM24 109H23V110H24ZM58 109H60V107L57 108V110H58ZM64 109H65V111H64ZM88 109H89V110H88ZM121 109H122V110H121ZM132 109H131V110H132ZM53 110H54V109H53ZM53 110H52V111H53ZM57 110H56V111H57ZM80 110H78V111H80ZM99 110H97L96 112H98ZM118 110H119V113H117ZM56 111H54V112L56 113ZM60 111H59V113H60ZM81 111H80L78 114H80ZM135 111H134V114H136ZM14 112H15V110H14ZM54 112H53V113H54ZM57 112H58V111H57ZM70 112H71V113H70ZM92 112H93V111L91 110V113H92ZM53 113H52V115H50V116L52 117V121H51V122H53L52 124H53L54 126H56V125L59 124L60 121H62L65 117L60 118V119H62V120H59V118H57V119H58V120H57L56 117H55L56 114H55V113L53 114ZM61 113H62V112H61ZM73 113H74V114H73ZM17 114H19V115H17ZM71 114H72V115H71ZM86 114H87V113H86ZM94 114H95V113H92V115H94ZM97 114H96V115H97ZM10 115H9V116H10ZM89 115H90V114H88V116H89ZM100 115H97V116H99V117L96 116L97 119H98V121L101 122L100 124H103V123H104V124H108V123H109V124H111L110 126H111L112 128H114V127H113V126H114V123H111L110 121H108V123H105L107 120H106L105 122H103V121L106 119V116H105V119H104V117H102V116H104V115H103V114H102V116H100ZM7 116H8V115H7ZM40 116H41V115H40ZM57 116H58V117H59V116L61 117L62 114H61V115L59 114V115H57ZM80 116H81V114H80ZM80 116H79V117H80ZM84 116H86V115H84ZM88 116H86V117H88ZM129 116H130V117L132 116V117L130 118ZM139 116H140V115H139ZM37 117H38V116H37ZM37 117L35 116V119H36ZM47 117H48V116H47ZM86 117H85V118H86ZM91 117H92V116H90L89 119H91ZM136 117H138V116H136ZM12 118H13V117H12ZM12 118H11V119H12ZM39 118H41V117H39ZM69 118H67V120H65V122H68V128H69V126H70V122H69V121H75V120H76V119L70 120ZM148 118H149V117H148ZM9 119H10V117H9ZM22 119H23V117H22ZM24 119H23V120H24ZM29 119L27 120V123H26V122H25V123H26L27 125L32 124V126H34V125H33V122L30 123V121H32V120H31V119L29 120ZM35 119H34V120H35ZM42 119H43V118H42ZM46 119H47V118H46ZM46 119H45V120H46ZM48 119L50 120V118H48ZM65 119H66V118H65ZM77 119H79V118H77ZM83 119H84V118H83ZM83 119H82V121L86 124V122H87L86 119H84L86 122H85ZM93 119H94V118H93ZM146 119H147V118H146ZM12 120H13V122H12L11 124H13V123L15 122V119H12ZM39 120H41V119H37V121H39ZM53 120H57V122H59V123H56V121H55V124H56V125H55ZM68 120H69V121H68ZM80 120H81V119H80ZM80 120H79V121H80ZM41 121H42V120H41ZM79 121H77V123H78ZM95 121H96V120H95ZM125 121H126V122H125ZM22 122H23V121H22ZM35 122H36V121H35ZM48 122H50V121H48ZM48 122H47V123L44 122V126L47 124V131L50 130V129L48 130V128H49V126H50V125L48 126ZM62 122H64V120H63ZM65 122H64V123H65ZM80 122H81V121H80ZM83 122H82V123H83ZM90 122H92L91 125H95V124H96V125H95V126H96V129H97V130L100 129L101 131H99V133H101V135H103V129H105L104 125H100V126H98V125H99V124L97 125L98 122L96 121L97 123H94L93 120H92V121L89 120V123H88V122H87V123L90 125ZM102 122H103V123H102ZM124 122H125V123H124ZM130 122H131V121H130ZM18 123L20 124L21 122H18ZM25 123H24V124L22 123L23 125L20 124V125L22 126V131H23V129H25V128H26V129H27V128L29 129V127H27V126L25 127V126H24V125H26ZM29 123H30V124H29ZM37 123L39 124V122H37ZM37 123H36V124H37ZM40 123H42V122H40ZM64 123H63V124H64ZM93 123H94V124H93ZM123 123H124V124H123ZM128 123H127V124H128ZM135 123H136V122H135ZM135 123H133L132 125L130 124L131 127H133ZM15 124H17V123L15 122ZM15 124H14V125H15ZM66 124H67V123H66ZM74 124H76V123L74 122ZM74 124H73V125H74ZM109 124H108V125H109ZM112 124H113V125H112ZM115 124H116V123H115ZM117 124L115 125L116 127H117ZM42 125H43V123H42ZM53 125H52V126H53ZM59 125H60V124H59ZM59 125H58V126H59ZM61 125H62V124H61ZM73 125L71 124V126H73ZM130 125H129V126H130ZM11 126H13V125H11ZM21 126H20V127H21ZM23 126H24L25 128H23ZM36 126H37V125H36ZM36 126H34V127H36ZM44 126H43V127H44ZM58 126H56L58 130H57L55 127H52L53 129L55 128L54 130L51 129V130H53L52 133H54V131H56V130H57L58 133H60L59 130L62 129V128H63V130H64V132H65V129H64V126H65V125H62V128H60L61 126L58 128ZM66 126H67V125H66ZM110 126H108V127H110ZM127 126H128V125H127ZM129 126L127 127L128 129H129ZM13 127H14V126H13ZM20 127H19V129H21ZM30 127H31V125H30ZM34 127H33L34 130H32V133H33V132L35 133V131H36V128H37V127H36V128H34ZM38 127H39V126H38ZM40 127H41V125H40ZM40 127H39V128H40ZM43 127H42V128H43ZM103 127H104V128H103ZM111 127H110V128H111ZM118 127H119V126H118ZM118 127H117V128H114V129H115V130H116V129H119V130H120V129L124 128V127L126 128V126H124V127H122V128H121V127L118 128ZM44 128H46V126H45ZM112 128H111V129H112ZM127 128L124 129V130L126 131ZM13 129H14V132H16V131H17L16 129H18V128H17V127H16V128L14 127ZM26 129H25V130H26ZM28 129H27V131H30V132H31V130H30V129L28 130ZM31 129H32V128H31ZM114 129H113V131H112V132H114V134H112L111 130L109 129V133L111 132V133H110V134H111L110 136L113 135V138H112V137H109V136H108L109 133H106V132L108 131V128H107V125H106V129H105V131H106V130H107V131L104 132L103 138L106 137L108 140H111V142H112V140L114 139V135L116 134V133H115L116 131H115ZM15 130H16V131H15ZM68 130H69V129H68ZM68 130H67L66 132H69V134H73V133H75V132L72 133L71 130H69V131H68ZM47 131H45V132H47ZM125 131H122V130H121V132H124V133H123L124 135H125ZM127 131H128V130H127ZM18 132H19V133H18ZM20 132H21V131H17L16 134H17V135H18V134L20 135V134H22L24 131L21 132V133H20ZM30 132H29V133L24 132V133L22 134V137L24 136L25 133H27L26 136H25L26 139L29 138L28 136H32V137H31L30 139H28V140H31V141H32L33 138H34V140H36L37 138L35 139V136L33 135L34 133H33V134H32V133L30 134ZM37 132H38V131H37ZM37 132H36L35 134H36V135L38 136V138H39L40 135H38ZM42 132H44L43 129H42ZM45 132H44L42 135H44ZM64 132H62V130H61V133H60V134L57 133V134H58V136H57L58 140H60V139L62 138V135H61V134L64 133ZM121 132H119V133H120V136H119V135H118V130H117V135L119 136V137H118L117 135H116L117 137L115 136L117 139L122 137L123 134H122ZM10 133H11V132H10ZM39 133H40V132H39ZM47 133H48V136H49V133H51V132H47ZM47 133H46V134H47ZM52 133H51V134H52ZM55 133H56V132H55ZM55 133H54V135H55ZM126 133H127V132H126ZM11 134H12V133H11ZM51 134H50V138H51V136L53 135V134H52V135H51ZM65 134H67V133H65ZM65 134H64V135H65ZM106 134H108V135L106 136ZM13 135H14V134H13ZM27 135H28V136H27ZM124 135H123V136H124ZM33 136H34V137H33ZM46 136H47V135H46ZM46 136H45V137L40 136V138H41V139H42V138H46ZM67 136H69V135L67 134ZM9 137H10V136H9ZM11 137L13 138V136H11ZM15 137H16V136H15ZM55 137H56V136H55ZM55 137H54V139H55ZM59 137H61V138L59 139ZM69 137H71V136H69ZM69 137H68V138H69ZM108 137H109V138H112V139H109ZM12 138H11V139H12ZM18 138H20V137H18ZM40 138H39V140H37L38 142H37V141H33V142H37V143H32V142L30 141V144L32 145V146H31L32 149H36V148H33V147H37V146L40 147V146H41L40 149H41L42 151H44V149L46 150V147L43 146V144H42V143H44V141H43V140H40ZM47 138H48V137H47ZM50 138H49V140H50ZM52 138H53V137H52ZM52 138H51V139H52ZM64 138H65V136H64ZM64 138H63V140H64ZM66 138H67V137H66ZM72 138H75V137H72ZM104 139H105V138H104ZM104 139L102 140L103 142H105ZM107 139H106V140H107ZM117 139H116V141L119 140V139H118V140H117ZM122 139H124V137L121 138L120 141H118V145H115V144H114L115 146L112 145V147H109L112 143L110 144V143L108 142V140H107L106 143H109L110 145L108 144L109 146H106V143H104L105 146H104V144H103V146H100V147H101V148L104 147L103 149H105V148H106V149H107V148H108V149H113V150H116V152H118V151L120 152V151H123V150L125 151V150H127V149H126L127 147H125V145H127L128 143L126 144V142H125V144H124L123 142H124L125 140H122ZM13 140H14V138H13ZM28 140H26V141H27V143H28V145H29ZM44 140H45V139H44ZM52 140H53V139H52ZM56 140H57V139H56ZM56 140H55V141H56ZM63 140L61 139L60 141H63ZM67 140H69V141L67 142ZM67 140H66L65 142L68 143V145H69L68 148H67V145H66V147L64 146L65 149H64V148H63V149L61 148V149L59 150V148H58V149L56 148V149H57V150H56V149L54 148L55 150H53L52 152L55 151V152H54L55 155L50 153L54 158H55L56 155H57L56 158H59L58 156L60 155L62 159H60V158H59V159H60V161H61V160L64 159V158H63V154H64V157H65V155L67 156V158H65V159H68V157H69L68 160H69V161H72V159H70V158H75V156L81 155L80 153L84 152L85 150L88 151V149H84V147L88 148V147H87L88 145L83 147V146L80 144L83 148H82L81 146H78V147H77L78 144H77V143L75 144V142L73 141V139H72L73 142H72L70 139H67ZM114 140H115V139H114ZM121 140H122L123 142H121ZM135 140H136V139H135ZM19 141L22 142L21 144H27V143H26L24 140H22L21 138H20ZM40 141H41V142L43 141V142H42V143H39ZM70 141H71L72 143H71ZM136 141H137V140H136ZM16 142H17V141H16ZM45 142H46V141H45ZM57 142H58V141H57ZM63 142H64V141H63ZM69 142L71 143V145H70ZM119 142H121V143H123V144H119ZM38 143H39V144H38ZM47 143H48V142H47ZM50 143H51V142H50ZM54 143H55V142H54ZM73 143H74V145H73ZM113 143H115V142H113ZM133 143L135 144L136 142H134V140H133ZM133 143H132V146L134 145ZM137 143H138V142H137ZM137 143H136L134 146H137V145H138ZM140 143H141V142H140ZM19 144H20V143H19ZM33 144H34V145H33ZM51 144L53 145V143H51ZM51 144H50V145H51ZM57 144H59V142H58ZM62 144H63V143H62ZM116 144H117V142H116ZM129 144L131 145V143H129ZM129 144H128V145H129ZM36 145H37V146H36ZM44 145H45V144H44ZM50 145H49V146H50ZM54 145H55V144H54ZM60 145H61V142H60ZM63 145H64V144H63ZM75 145H76V146H75ZM141 145H143V143H142ZM29 146H30V145H29ZM47 146H48V145H47ZM132 146H130V147H132ZM23 147H24V146H23ZM42 147H43V149H42ZM44 147H45V148H44ZM60 147H61V146H60ZM143 147H144V146H143ZM31 148H30V149H31ZM52 148H53V147H52ZM52 148H51V149H52ZM66 148H67V149H66ZM141 148H142V146L140 147V145H138L137 148L135 147V150H136V149L141 150ZM144 148H145V147H144ZM30 149H29V150H30ZM37 149H38V148H37ZM37 149H36V150H37ZM130 149H131V148H130ZM130 149H129V150H130ZM47 150H48V151H44L45 154L48 153V152L50 151L49 149H47ZM80 150H81V152H80ZM129 150H128V152H126V151H125V152H126V153H131L134 149L132 148V149H131L132 151H131V150L129 151ZM135 150H134V151H135ZM142 150H144V149L142 148ZM142 150H141V151H142ZM146 150H147V149H146ZM86 151H85V152H86ZM134 151H133V152H134ZM137 151H138V150H137ZM119 152H118V154H119ZM145 152H146V151H145ZM123 153H124V152H123ZM139 153H140V151L138 152V154H139ZM146 153H148V152H146ZM58 154H59V155H58ZM82 154H87V152H86V153H82ZM120 154H122V153L120 152ZM131 154H133V153H131ZM134 154L136 155L137 152H134ZM134 154H133V155H134ZM46 155H47V154H46ZM43 156H44V154H43ZM52 156H51V158H52ZM139 156H140V155H139ZM0 157H2V154L0 155ZM44 158H46V157L44 156ZM54 158H53V159H54ZM0 159H1V158H0ZM49 159H50V157H49ZM53 159H52V161H54ZM59 159H58V162H60ZM76 159H77V157H76ZM73 160H74V159H73ZM0 161H1V160H0ZM55 161H56V159H55ZM62 162H64V161H62ZM0 169H1V168H0ZM62 218H63V217H62ZM59 220H61V219H59ZM62 220H63V219H62Z\"/></svg>",
    "mask_w": 264,
    "mask_h": 264
}]
</instances>
